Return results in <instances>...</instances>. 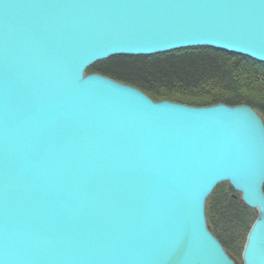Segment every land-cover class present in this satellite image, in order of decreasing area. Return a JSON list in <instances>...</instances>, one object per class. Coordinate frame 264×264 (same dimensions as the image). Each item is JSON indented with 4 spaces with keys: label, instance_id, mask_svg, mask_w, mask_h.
<instances>
[{
    "label": "water",
    "instance_id": "obj_1",
    "mask_svg": "<svg viewBox=\"0 0 264 264\" xmlns=\"http://www.w3.org/2000/svg\"><path fill=\"white\" fill-rule=\"evenodd\" d=\"M194 48L264 64V0H0V264H236L206 217L224 183L264 264L261 116L86 74Z\"/></svg>",
    "mask_w": 264,
    "mask_h": 264
},
{
    "label": "trees",
    "instance_id": "obj_2",
    "mask_svg": "<svg viewBox=\"0 0 264 264\" xmlns=\"http://www.w3.org/2000/svg\"><path fill=\"white\" fill-rule=\"evenodd\" d=\"M98 74L134 87L156 102L192 107L249 106L264 121V64L210 48H194L150 57H112L90 67ZM210 231L227 253L242 260L248 235L258 219L241 195L219 185L206 204Z\"/></svg>",
    "mask_w": 264,
    "mask_h": 264
},
{
    "label": "rangeland",
    "instance_id": "obj_3",
    "mask_svg": "<svg viewBox=\"0 0 264 264\" xmlns=\"http://www.w3.org/2000/svg\"><path fill=\"white\" fill-rule=\"evenodd\" d=\"M233 258V257H232ZM234 260H235V262H236V264H243V260H237V259H235V258H233Z\"/></svg>",
    "mask_w": 264,
    "mask_h": 264
}]
</instances>
